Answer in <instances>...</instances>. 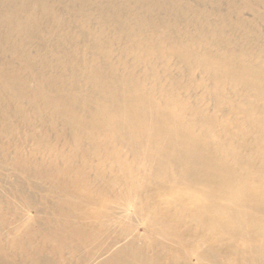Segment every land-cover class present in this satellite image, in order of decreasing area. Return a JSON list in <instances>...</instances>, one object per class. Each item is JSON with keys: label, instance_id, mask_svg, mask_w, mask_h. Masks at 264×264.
<instances>
[{"label": "rangeland", "instance_id": "374dc122", "mask_svg": "<svg viewBox=\"0 0 264 264\" xmlns=\"http://www.w3.org/2000/svg\"><path fill=\"white\" fill-rule=\"evenodd\" d=\"M0 264H264V0H0Z\"/></svg>", "mask_w": 264, "mask_h": 264}]
</instances>
